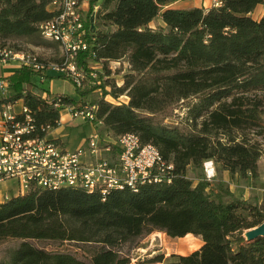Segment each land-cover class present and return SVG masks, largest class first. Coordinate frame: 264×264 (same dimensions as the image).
Wrapping results in <instances>:
<instances>
[{
	"label": "trees",
	"instance_id": "trees-1",
	"mask_svg": "<svg viewBox=\"0 0 264 264\" xmlns=\"http://www.w3.org/2000/svg\"><path fill=\"white\" fill-rule=\"evenodd\" d=\"M51 1L0 0V45L21 50L19 41L49 42L39 25L53 16ZM173 1L99 0L92 18L95 0H90L84 25L91 46L78 56L86 70L90 61L101 62L100 75L107 74V80L105 64L126 59L123 82L103 81L100 97L89 103L97 105V118L114 138L134 132L141 143L154 145L159 166L150 179L104 194L37 185L10 193L0 200V243L18 241L5 247L0 264H129L130 247L153 230L201 239L189 253L170 254L175 260L168 264H264V236L246 240L242 234L264 220V198L250 201L224 181L188 174L190 165L206 159L230 176L258 174L261 148L246 138V130L264 120L259 94L264 92V11L253 15L264 0H216L188 8L172 7ZM48 71L46 78L66 77ZM36 74L27 65L17 68L9 76L11 96L23 97L37 124L53 127L59 113L31 90ZM106 92L125 94L126 100H107ZM186 99L185 121L164 122ZM78 100L64 96L65 102ZM31 240L69 244L49 249ZM165 258L156 253L144 262L166 263Z\"/></svg>",
	"mask_w": 264,
	"mask_h": 264
},
{
	"label": "built area",
	"instance_id": "built-area-1",
	"mask_svg": "<svg viewBox=\"0 0 264 264\" xmlns=\"http://www.w3.org/2000/svg\"><path fill=\"white\" fill-rule=\"evenodd\" d=\"M98 2L95 0L92 6V18ZM89 4L90 0L51 1L54 14L39 26L44 38L58 42L62 52L58 60L45 61L36 53L14 49L7 44L0 45V61L17 58L20 66L27 65L35 70L41 82L46 79V72L52 70L68 76L80 88H84L87 74L88 82L100 88L99 84L108 75H100L99 61H90L89 70L85 69L82 62H78L79 54L91 46L89 30L84 25ZM10 86L8 77H0V182L14 179L19 184L20 192L37 185L52 189L63 186H75L88 191L98 189L104 194L112 187L132 186L138 181L150 179L153 168L159 166L157 148L151 143H141L134 132L119 134L116 140L109 141L118 148L113 160L99 156L98 142L101 138L97 130L87 136L86 147L66 149L59 141L47 137V133L64 123L63 116L95 125L101 123L96 115L97 105L84 100L65 102L66 94L63 92L50 93L41 89L36 94L53 103L59 116L53 127L37 124L33 110L23 102V97L11 96ZM122 95L126 99L125 94H120L114 97L117 100L110 101L121 103ZM40 129L45 130V134H40ZM111 146L107 143L103 149L111 150ZM208 167L213 170L211 165H205L207 173Z\"/></svg>",
	"mask_w": 264,
	"mask_h": 264
},
{
	"label": "rangeland",
	"instance_id": "rangeland-1",
	"mask_svg": "<svg viewBox=\"0 0 264 264\" xmlns=\"http://www.w3.org/2000/svg\"><path fill=\"white\" fill-rule=\"evenodd\" d=\"M258 5L256 11L253 13L254 16L258 15L262 12L263 6ZM87 14H85L86 16ZM84 16V17H85ZM13 44L12 42H9ZM18 44L22 48L21 50H28L30 52L38 54V56L45 61H54L58 60L60 57L61 49L58 44L54 41L44 42L39 45H32L25 42L19 41ZM101 63V62H99ZM106 65L107 71L110 74V78L106 82H116L121 84L126 76L128 71L126 59L121 58L118 62H109ZM100 67V66H99ZM101 68V67H100ZM1 73L3 74L7 72L3 67L0 68ZM90 69V68H89ZM104 70V69H103ZM105 71V70H104ZM33 81H35L38 86L44 89H49L53 91L62 90L66 95L74 98H78L80 96L81 100L92 102L94 99L100 97L102 89L97 88V84L92 85L88 82V75H85L86 81H84V88L86 93L81 94L76 90V86L73 81L68 77H50L46 78L44 81H40L38 75L33 76ZM102 83V82H101ZM115 83V84H116ZM88 84H91L88 86ZM117 85V84H116ZM96 86V87H94ZM107 87V86H106ZM109 88V87H108ZM50 92V91H49ZM51 93V92H50ZM259 94L264 99V92L259 91ZM75 95V96H74ZM106 99L117 100L111 96V94H104ZM121 100H126L122 95ZM188 99L180 100L175 104L173 110H171L169 116L165 117L166 123H177L180 121H185L186 118V104L188 103ZM97 130L101 141L99 143L100 153L99 156L105 157L107 159L113 160L118 152V149L115 146H111V150L103 149L104 145L109 143V141L116 140L113 135L105 128L103 123L96 124L95 126L87 121H79V119H71L66 121L65 124L60 128V130L55 132H48L47 137L50 136H58L61 140H58L60 143L63 142L64 146L68 149H75L78 146H87V136L93 131ZM246 138L250 140V142H259V146L261 148V155L258 158L257 165V176L255 177H241L237 174L231 175L224 170L219 163L214 162L211 159L203 160L201 165L193 166L190 165L188 167V174L192 176L193 179L197 177H205L212 182L215 181H224L233 194L240 196L242 198L250 199V201H259L264 198V120L261 121L260 125H256L254 127L247 128L246 130ZM111 143V142H110ZM62 144V145H63ZM206 162V163H205ZM205 165H211L213 170L208 167V172L205 170ZM5 184V185H4ZM14 182L13 180L5 181L3 184H0V200L5 199L7 195L13 193L12 191ZM15 189L17 187L15 186ZM180 239L178 237H171L167 234L153 230L152 232L145 234L139 237L132 247L129 249V254L131 257L130 263H145L144 260L147 258L148 253L153 252H164L167 254L165 258V264H168L171 260H175V256H170V254H176V242ZM185 243H189L190 247H195L199 241L193 234L186 235L183 239ZM18 240L14 239H6L5 241L0 243V256L3 254L5 247L15 244ZM34 244L44 246L45 248L53 249L61 245L59 242L51 241V240H31ZM64 244L69 243H63ZM73 250L80 251L78 246L70 244L69 245ZM127 247H125L126 249ZM187 248V249H186ZM185 249L188 250L189 247ZM164 264V262H163Z\"/></svg>",
	"mask_w": 264,
	"mask_h": 264
},
{
	"label": "crops",
	"instance_id": "crops-1",
	"mask_svg": "<svg viewBox=\"0 0 264 264\" xmlns=\"http://www.w3.org/2000/svg\"><path fill=\"white\" fill-rule=\"evenodd\" d=\"M213 3V0H174L173 1V3H171V5H172V7H179V8H188V7H192V6H204V7H208V6H210L211 4ZM264 6V5H263ZM257 7H259V6H257ZM257 7H256V9H257ZM256 9H255V11H256ZM254 11V12H255ZM264 11V7H263V10H262V12ZM253 12V13H254ZM261 12V13H262ZM261 13H259L258 15H260ZM258 15H256V16H258ZM1 67H3L4 69H6L7 70V72H5V73H3V74H0V77H8L9 78V76L17 69V68H19L20 67V62H19V60L17 59V58H12V59H8V60H6V61H0V68ZM49 73L51 72H53V71H51V70H49L48 71ZM0 73H1V69H0ZM33 80V79H32ZM41 89H44V88H41L40 86H38V84L34 81V86L31 88V90L36 94V93H38V92H40L41 91ZM9 90H11V87H9ZM47 91H50V92H63L62 90H60V91H53V90H49V89H47ZM64 93V92H63ZM65 94V93H64ZM67 94V93H66ZM68 95H71V94H68ZM72 96V95H71ZM75 96V95H74ZM63 120H64V123L61 125V126H58V127H55V128H52L49 132H55V131H58V130H60V128L65 124V122L66 121H69V119L67 118V117H65V116H63ZM94 126H95V124H93ZM49 138H58V136H52V137H50V136H48ZM58 140H61L60 138H58ZM62 144H63V142H61ZM65 144H63V146H64ZM66 146V145H65ZM64 146V147H65ZM67 149V148H66ZM10 180H13V182H14V185H11V186H13V189H12V191H15V192H13V193H17V192H20V187H19V184H18V182L16 181V180H14V179H6V180H4V181H2V182H0V184H3L5 181H10ZM5 185V184H4ZM15 186L17 187V189H15ZM162 232V231H161ZM164 233V232H163ZM189 234H192V233H187V234H185V235H183V236H176V237H178V238H180V239H178L177 240V244H176V248L178 249V250H176V254H186V253H189L190 251H192V250H194V249H196V248H198L199 246H200V244H201V239H200V237L199 236H197V235H194L199 241H197L198 242V244L195 246V247H190L188 244L189 243H185V241L183 240L184 239V237L186 236V235H189ZM186 247H189L188 248V250H186L187 248ZM186 248V249H185ZM156 253H163L164 254V252H161V251H157V252H153V253H148V255L146 256L147 258H149V257H151L152 255H154V254H156ZM164 257H167V254L165 255L164 254ZM147 258H145V259H147ZM129 264H163V262H145V263H134V262H132V263H129ZM165 264V263H164Z\"/></svg>",
	"mask_w": 264,
	"mask_h": 264
},
{
	"label": "water",
	"instance_id": "water-1",
	"mask_svg": "<svg viewBox=\"0 0 264 264\" xmlns=\"http://www.w3.org/2000/svg\"><path fill=\"white\" fill-rule=\"evenodd\" d=\"M92 22V19L90 20ZM243 236L246 240L255 239L259 236H264V220L258 223L257 225L250 226L249 228L243 231Z\"/></svg>",
	"mask_w": 264,
	"mask_h": 264
}]
</instances>
